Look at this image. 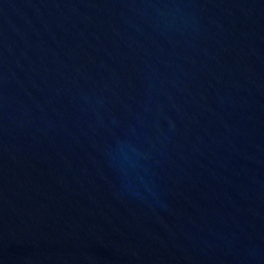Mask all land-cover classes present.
Instances as JSON below:
<instances>
[{
    "label": "water",
    "instance_id": "1",
    "mask_svg": "<svg viewBox=\"0 0 264 264\" xmlns=\"http://www.w3.org/2000/svg\"><path fill=\"white\" fill-rule=\"evenodd\" d=\"M0 264H264V0H0Z\"/></svg>",
    "mask_w": 264,
    "mask_h": 264
}]
</instances>
